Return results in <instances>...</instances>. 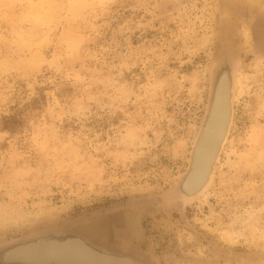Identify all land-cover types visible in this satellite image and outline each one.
<instances>
[{
    "label": "rangeland",
    "instance_id": "obj_1",
    "mask_svg": "<svg viewBox=\"0 0 264 264\" xmlns=\"http://www.w3.org/2000/svg\"><path fill=\"white\" fill-rule=\"evenodd\" d=\"M242 60L207 191L136 212L155 264H264V0H233ZM215 0H0V242L168 192L203 115Z\"/></svg>",
    "mask_w": 264,
    "mask_h": 264
},
{
    "label": "water",
    "instance_id": "obj_2",
    "mask_svg": "<svg viewBox=\"0 0 264 264\" xmlns=\"http://www.w3.org/2000/svg\"><path fill=\"white\" fill-rule=\"evenodd\" d=\"M233 0H215L214 38L218 48L209 68L203 115L187 166L172 188L0 242V264H155L120 244L132 238L130 218L161 208L184 209L209 188L233 120L236 73L241 56L234 47L238 29Z\"/></svg>",
    "mask_w": 264,
    "mask_h": 264
},
{
    "label": "bare ground",
    "instance_id": "obj_3",
    "mask_svg": "<svg viewBox=\"0 0 264 264\" xmlns=\"http://www.w3.org/2000/svg\"><path fill=\"white\" fill-rule=\"evenodd\" d=\"M234 93H235V89H234Z\"/></svg>",
    "mask_w": 264,
    "mask_h": 264
}]
</instances>
